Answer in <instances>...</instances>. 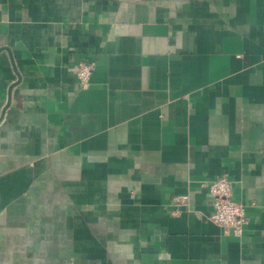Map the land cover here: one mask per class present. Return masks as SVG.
<instances>
[{"label": "crops", "instance_id": "1", "mask_svg": "<svg viewBox=\"0 0 264 264\" xmlns=\"http://www.w3.org/2000/svg\"><path fill=\"white\" fill-rule=\"evenodd\" d=\"M0 264H264V0H0Z\"/></svg>", "mask_w": 264, "mask_h": 264}, {"label": "built area", "instance_id": "2", "mask_svg": "<svg viewBox=\"0 0 264 264\" xmlns=\"http://www.w3.org/2000/svg\"><path fill=\"white\" fill-rule=\"evenodd\" d=\"M93 72L94 67L91 64L83 61L78 63L75 75L82 89L90 86ZM208 186L213 204V212L208 217L209 221L219 226L224 234L241 238L248 224V218L245 207L233 197L231 181L226 177H220L209 182ZM179 201L185 204L186 198Z\"/></svg>", "mask_w": 264, "mask_h": 264}]
</instances>
